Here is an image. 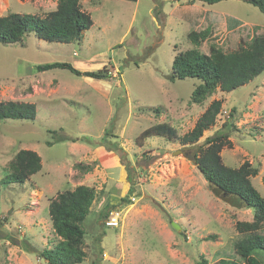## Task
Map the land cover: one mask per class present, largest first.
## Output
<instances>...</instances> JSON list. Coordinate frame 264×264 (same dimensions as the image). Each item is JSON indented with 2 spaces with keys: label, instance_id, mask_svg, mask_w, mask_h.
Returning a JSON list of instances; mask_svg holds the SVG:
<instances>
[{
  "label": "rangeland",
  "instance_id": "obj_1",
  "mask_svg": "<svg viewBox=\"0 0 264 264\" xmlns=\"http://www.w3.org/2000/svg\"><path fill=\"white\" fill-rule=\"evenodd\" d=\"M96 1L82 0L94 23L81 41L49 42L29 32L21 42L0 43V101L36 105L29 119L0 120V264H46L41 251L56 239L50 199L81 184L96 191L84 222L87 257L81 264H244L234 244L246 234L236 223L252 220V209L217 195L197 167V145L183 146L180 138L214 99L222 100L199 144L228 133L223 161L259 166L252 182L264 197V73L201 104L191 101L198 79L170 75L176 49L192 47L190 31L210 29L203 52L212 45L229 52L264 36V13L246 0ZM56 5L0 0V15L45 16ZM57 61L82 70L107 65L112 75L97 79L35 67ZM162 122L176 129V139L141 138ZM20 149L38 152L41 170L23 184H2ZM113 210L120 212L118 227L105 224ZM256 253L264 258V249Z\"/></svg>",
  "mask_w": 264,
  "mask_h": 264
},
{
  "label": "trees",
  "instance_id": "obj_2",
  "mask_svg": "<svg viewBox=\"0 0 264 264\" xmlns=\"http://www.w3.org/2000/svg\"><path fill=\"white\" fill-rule=\"evenodd\" d=\"M194 1L191 0V3ZM201 1L213 4L220 0ZM246 1L264 13V0ZM100 3L101 0L96 1V4ZM93 23L92 15L84 10L82 0H57L56 8L45 16L13 11L0 15V43L21 42L29 32H34L49 42L81 41ZM209 35V28L188 33L192 47L185 50L176 49L170 75L171 80L188 77L199 80L191 95V101L198 104L218 90L233 91L264 73V36H257L250 43L233 51L227 52L217 45H212L210 53H205L200 46ZM35 67L37 71L68 69L76 75L97 79H107L112 75L107 65L96 70H82L70 62L57 61L37 64ZM221 109L222 100L214 99L197 119L194 127L180 139L183 146L197 145L194 153L197 167L211 185L223 188L225 193L238 197L240 203L252 209V220H238L236 223L237 229L246 236L237 240L234 247L244 258V264H264V258L256 253L257 249H264V234L260 233L264 227V197L252 182V177L259 173L260 167L248 160L238 167L229 166L223 161L220 152L225 145H231L228 133L217 132L207 137L203 144H199L205 130L215 125ZM35 114L36 105L33 103L0 101V120L29 119ZM154 135L169 140L178 137L176 129L168 122L152 125L140 136L147 138ZM41 168L42 160L38 152L20 149L10 160L9 170L1 179V183L23 184ZM95 199V189L84 184L61 191L55 198L50 199L49 216L56 239L41 251V257L46 264H81L86 260L87 232L84 222ZM200 264H205V261ZM218 264L241 262L221 259Z\"/></svg>",
  "mask_w": 264,
  "mask_h": 264
},
{
  "label": "water",
  "instance_id": "obj_3",
  "mask_svg": "<svg viewBox=\"0 0 264 264\" xmlns=\"http://www.w3.org/2000/svg\"><path fill=\"white\" fill-rule=\"evenodd\" d=\"M214 192L219 195L225 202L231 204V205H235V206H240L241 203L238 199V197H235L232 194H228L225 193L223 188L218 187V186H214L213 187Z\"/></svg>",
  "mask_w": 264,
  "mask_h": 264
},
{
  "label": "built area",
  "instance_id": "obj_4",
  "mask_svg": "<svg viewBox=\"0 0 264 264\" xmlns=\"http://www.w3.org/2000/svg\"><path fill=\"white\" fill-rule=\"evenodd\" d=\"M120 212L117 210L111 211L105 218V224L108 227H118L120 225Z\"/></svg>",
  "mask_w": 264,
  "mask_h": 264
}]
</instances>
